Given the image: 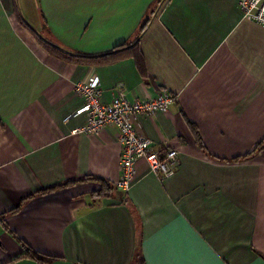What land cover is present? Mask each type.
<instances>
[{
  "label": "crops",
  "instance_id": "crops-1",
  "mask_svg": "<svg viewBox=\"0 0 264 264\" xmlns=\"http://www.w3.org/2000/svg\"><path fill=\"white\" fill-rule=\"evenodd\" d=\"M16 5L68 52L139 47L69 63L21 28ZM94 78L105 102L119 86L131 102L174 96L134 118L139 136L178 152L174 177L140 162L130 191L117 189V128L65 121ZM263 139L264 27L239 0H0V264H264ZM27 248L42 261L18 259Z\"/></svg>",
  "mask_w": 264,
  "mask_h": 264
},
{
  "label": "built area",
  "instance_id": "built-area-1",
  "mask_svg": "<svg viewBox=\"0 0 264 264\" xmlns=\"http://www.w3.org/2000/svg\"><path fill=\"white\" fill-rule=\"evenodd\" d=\"M239 7L244 19L264 27V0H239ZM76 92L83 100L82 107L69 115L65 121L75 116H84L86 123L80 132L98 135L111 126L119 131L122 146L121 177L117 183L119 191L124 193L130 191L140 162H146L152 173L163 178L175 176L181 165L178 152L163 153L151 140L139 136L134 124L137 115L152 116L159 112H167L175 101L173 95L162 93L157 98L149 97L143 101L131 102L127 98L124 86H119L113 99L105 102L104 91L98 78L78 84Z\"/></svg>",
  "mask_w": 264,
  "mask_h": 264
},
{
  "label": "trees",
  "instance_id": "trees-1",
  "mask_svg": "<svg viewBox=\"0 0 264 264\" xmlns=\"http://www.w3.org/2000/svg\"><path fill=\"white\" fill-rule=\"evenodd\" d=\"M16 12H17V17H18L20 26L30 31L40 46L46 49L51 55L58 57L60 59H63L64 61H67L69 63H79V64L85 63L88 65H97V64L102 63L103 61L112 63L118 59L120 60V58H122L123 56L134 54L135 50H137V48L139 47V40H137L135 43L118 46L117 48L113 50V52H110L104 55L84 56L80 54H74V53L68 52L67 50H64L62 47L55 44L52 40L50 41V40L43 38V36H41L34 28H32V26L29 23L25 21L17 5H16ZM149 22L150 21L145 23L144 26L141 28V33L139 35V38L146 31L149 25ZM263 150H264V139L259 144L256 145L252 154L254 155L255 153L259 151H263ZM252 154H250L249 156H252ZM247 158L248 156L237 159L235 161L246 160ZM109 191L110 192L113 191V188H109ZM110 192H108L107 194L101 193L99 194V197H103V196L108 197ZM26 257H31L39 261H42L43 259L42 256H40L39 254L35 252L30 251L28 248L25 254H23V256L19 257L18 259L26 258Z\"/></svg>",
  "mask_w": 264,
  "mask_h": 264
},
{
  "label": "rangeland",
  "instance_id": "rangeland-1",
  "mask_svg": "<svg viewBox=\"0 0 264 264\" xmlns=\"http://www.w3.org/2000/svg\"><path fill=\"white\" fill-rule=\"evenodd\" d=\"M23 2H24V0H20V3H21V5H23ZM24 12V14H23V16L24 17H26L27 15H28V13L26 12V11H22V13ZM34 15H35V13H34ZM30 17V16H29ZM26 19V18H25ZM28 21V20H27ZM37 23V24H36ZM35 23V27L36 28H34L30 23V25L32 26V28H34L41 36H43V38H45V39H47V40H50L49 38H48V36H47V31H46V29H45V27H44V24L42 23V22H36ZM22 28V27H21ZM22 29H24L26 32H28V33H30L31 34V32L30 31H28L27 29H25V28H22ZM33 38H34V36H33ZM36 40V39H35ZM51 41V40H50Z\"/></svg>",
  "mask_w": 264,
  "mask_h": 264
}]
</instances>
